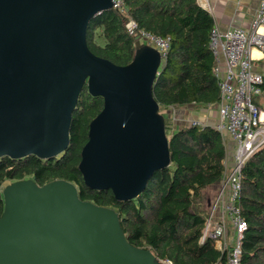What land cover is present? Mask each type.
<instances>
[{
    "label": "water",
    "instance_id": "95a60500",
    "mask_svg": "<svg viewBox=\"0 0 264 264\" xmlns=\"http://www.w3.org/2000/svg\"><path fill=\"white\" fill-rule=\"evenodd\" d=\"M112 5L0 0V157L48 159L63 152L86 84L102 108L88 123L77 168L85 186L126 201L170 163L164 116L152 94L164 59L137 41L124 65L89 50L90 18ZM2 199L0 264H166L128 242L118 213L80 199L70 181H12Z\"/></svg>",
    "mask_w": 264,
    "mask_h": 264
},
{
    "label": "trees",
    "instance_id": "16d2710c",
    "mask_svg": "<svg viewBox=\"0 0 264 264\" xmlns=\"http://www.w3.org/2000/svg\"><path fill=\"white\" fill-rule=\"evenodd\" d=\"M91 17L86 44L95 55L117 64L128 63L136 40L125 22L156 36L168 37L164 65L156 75L152 94L159 109L191 105L199 108L219 99L208 48L214 21L197 0H122ZM264 92V78L261 86ZM257 108L260 105L254 101ZM102 108V98L81 89L72 112L69 143L53 158L34 155L0 157V214L2 188L12 181L30 178L39 185L54 179L72 182L78 197L113 208L128 242L148 248L171 264L225 263V253L212 240H200L208 215L202 191L217 185L225 169L226 151L219 132L211 126L183 124L172 127L164 114L170 163L156 170L136 197L118 201L111 190L90 189L77 168L80 150L87 140L88 123ZM246 229L240 240L241 264H264V147L253 152L241 167L239 193Z\"/></svg>",
    "mask_w": 264,
    "mask_h": 264
},
{
    "label": "built area",
    "instance_id": "2783aa9c",
    "mask_svg": "<svg viewBox=\"0 0 264 264\" xmlns=\"http://www.w3.org/2000/svg\"><path fill=\"white\" fill-rule=\"evenodd\" d=\"M112 1V7L123 11L122 0ZM125 28L129 35L141 37L143 43L155 47L164 59L169 46L168 37L139 29L131 18L125 22ZM208 48L213 57L212 72L219 90L214 128L222 142L224 135H227L233 141L234 148L231 163L225 164L219 190L205 219L200 240H212L215 248L225 253L224 264H241L240 240L246 229L238 201L241 167L253 152L264 147V113L252 99L261 94L264 78V72L254 66L255 62L264 63V0H258L247 29L232 26L220 30L213 24ZM256 53L260 56L257 57ZM220 59L224 62L223 74L218 67ZM190 124L204 126L196 120ZM229 228L232 230L231 239ZM164 261L171 264L168 260Z\"/></svg>",
    "mask_w": 264,
    "mask_h": 264
},
{
    "label": "crops",
    "instance_id": "0c3cea01",
    "mask_svg": "<svg viewBox=\"0 0 264 264\" xmlns=\"http://www.w3.org/2000/svg\"><path fill=\"white\" fill-rule=\"evenodd\" d=\"M197 2L203 6L212 16L214 25L220 29L225 30L232 26H240L244 29L249 28L250 21L252 19L253 12L256 8L258 0H197ZM256 56H260L259 53H256ZM258 69H261L264 72V63L258 62L254 64ZM219 71L223 74L224 62L220 59ZM260 111L264 113L262 109V104L259 102ZM172 112L177 115V118H183L186 121H199L204 125L214 127L217 121V102L214 104H206L199 108H193L190 104L181 106V107H170L166 110V114L172 115ZM190 122V121H189ZM190 124V123H186ZM183 124L175 125L174 127L181 126ZM224 148L226 151V157L224 164L229 165L232 159V152L234 148L233 141L226 135H224ZM220 183V182H219ZM219 183L215 186L208 187V195L205 197L207 208L212 206L215 202L218 190ZM232 237V230L229 228V238Z\"/></svg>",
    "mask_w": 264,
    "mask_h": 264
},
{
    "label": "rangeland",
    "instance_id": "374dc122",
    "mask_svg": "<svg viewBox=\"0 0 264 264\" xmlns=\"http://www.w3.org/2000/svg\"><path fill=\"white\" fill-rule=\"evenodd\" d=\"M135 40L138 42V43H143V39L141 38V37H135ZM255 64H258L257 62H255ZM252 99L254 100V101H257L258 103L260 102L261 104H262V109L264 110V92L263 93H261L260 95H258V96H253L252 97ZM160 110V112H162V114L164 115V114H166V110H164V109H159ZM167 119V121H171L172 122V127H174L175 125H178V124H186L187 122L188 123H191V120H189V121H186L185 119H183V118H180L179 117V119L177 118V115L176 114H174L173 112H172V115H171V113L169 114V118L168 117H166ZM175 128V127H174ZM210 189V188H209ZM208 188H206V189H204L203 191H202V194H203V199L204 200H202L203 202V205H204V203H205V197L208 195V190H209ZM209 207H208V212H209Z\"/></svg>",
    "mask_w": 264,
    "mask_h": 264
}]
</instances>
